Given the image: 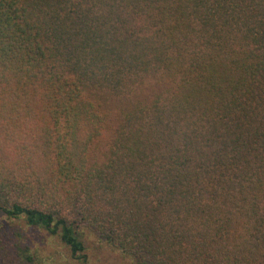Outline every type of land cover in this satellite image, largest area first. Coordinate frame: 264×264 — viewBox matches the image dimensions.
Masks as SVG:
<instances>
[{"label":"trees","instance_id":"1","mask_svg":"<svg viewBox=\"0 0 264 264\" xmlns=\"http://www.w3.org/2000/svg\"><path fill=\"white\" fill-rule=\"evenodd\" d=\"M32 229L264 264V0H0V264Z\"/></svg>","mask_w":264,"mask_h":264},{"label":"rangeland","instance_id":"2","mask_svg":"<svg viewBox=\"0 0 264 264\" xmlns=\"http://www.w3.org/2000/svg\"><path fill=\"white\" fill-rule=\"evenodd\" d=\"M81 235L88 264H127L117 252L108 248L89 231H84ZM27 236L31 239L33 250L37 255L47 260V263L80 264L70 257L69 250L60 244L57 237H48L43 229H32L27 233Z\"/></svg>","mask_w":264,"mask_h":264}]
</instances>
